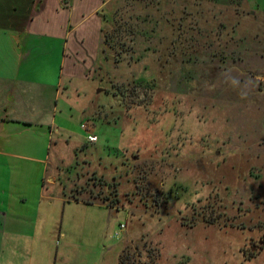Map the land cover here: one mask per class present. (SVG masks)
Segmentation results:
<instances>
[{"label":"rangeland","instance_id":"rangeland-1","mask_svg":"<svg viewBox=\"0 0 264 264\" xmlns=\"http://www.w3.org/2000/svg\"><path fill=\"white\" fill-rule=\"evenodd\" d=\"M98 5L75 13L88 62L47 93L46 162L7 159L30 170L0 264H264V0Z\"/></svg>","mask_w":264,"mask_h":264},{"label":"crops","instance_id":"crops-1","mask_svg":"<svg viewBox=\"0 0 264 264\" xmlns=\"http://www.w3.org/2000/svg\"><path fill=\"white\" fill-rule=\"evenodd\" d=\"M113 1L99 0L95 14ZM77 7L78 0H56L49 13V0H0V219L5 236L12 231L8 214L13 210H7V192L10 186L23 191L30 170L25 165L13 166L7 159L46 162L42 157L46 156L48 135L56 129L57 107L55 103L54 111H46L47 93L59 92L63 78L76 77L78 65L86 64L90 57L83 55L86 37L79 35L84 23L75 17ZM97 41L94 60L102 48L99 38ZM87 75L90 79V73ZM45 171L43 167V177ZM56 183L51 179L49 187ZM39 189L42 196L45 183ZM21 200L26 203L23 196ZM34 252L29 250L21 259L34 263Z\"/></svg>","mask_w":264,"mask_h":264},{"label":"built area","instance_id":"built-area-1","mask_svg":"<svg viewBox=\"0 0 264 264\" xmlns=\"http://www.w3.org/2000/svg\"><path fill=\"white\" fill-rule=\"evenodd\" d=\"M90 124L84 123L81 125V129L86 133V139L89 144H95L98 142V137L95 134L94 130L92 127L89 126Z\"/></svg>","mask_w":264,"mask_h":264},{"label":"trees","instance_id":"trees-1","mask_svg":"<svg viewBox=\"0 0 264 264\" xmlns=\"http://www.w3.org/2000/svg\"><path fill=\"white\" fill-rule=\"evenodd\" d=\"M108 38L107 37H105V39H104V44H103V48H104V45H107V42H108ZM103 51H104V49H103ZM96 199H98V198H96ZM75 200L76 201H78V199L75 197ZM104 205H106L107 207H112V206H110V204H109V202H108V200L106 199V197L104 198V197H101L100 199H99ZM88 202H90L91 203V201H88Z\"/></svg>","mask_w":264,"mask_h":264}]
</instances>
